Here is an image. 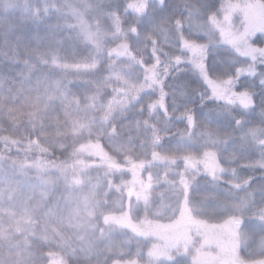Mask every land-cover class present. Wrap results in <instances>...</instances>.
I'll use <instances>...</instances> for the list:
<instances>
[{
  "label": "trees",
  "instance_id": "obj_1",
  "mask_svg": "<svg viewBox=\"0 0 264 264\" xmlns=\"http://www.w3.org/2000/svg\"><path fill=\"white\" fill-rule=\"evenodd\" d=\"M131 1L0 0V136L17 140L36 139L43 150H36L33 155L50 165H63L80 158L70 155L73 142L71 137L64 139L67 145L64 149H57L51 155L44 151L48 144L37 131L42 124L37 121L30 122L24 115L25 112L34 110L28 105H36L47 88L54 94L53 103L56 111L61 112V116V110L69 106V101H72L71 107H75L78 101L81 108L89 106L80 113L85 122L90 121L93 115H108L109 120L104 124L107 127L114 125L117 130L118 135L112 138L115 143L110 142V138L96 139L93 136L79 142L77 146L87 141H98L106 149L110 161L115 160L117 164H121L127 155L131 157V164H135L136 170L163 177L167 170L162 163L152 167L144 163L146 158L154 159L149 151V141L156 132L163 137L158 153L171 152L177 143V129L186 127L185 121L175 117L185 109H191L200 130L208 129L221 137L220 142L214 146V150L218 152L219 163L226 169H237L240 178L253 177L251 189L264 187V170L249 166L261 157L236 143V138L239 139L238 135L242 133V128H239L241 123L238 125V121L243 120L246 130L257 126L259 120L260 126L263 123L260 114L264 111V96L254 97L256 106L248 114L240 118L234 117L227 110L221 109L213 99H207L202 105L201 94L208 96L209 92L201 79L191 71L190 65L173 64L163 81L162 87L166 93L163 105L152 114L155 111L150 110L149 105L160 98L161 87H142L145 81L139 75L142 71L141 65L135 63L132 58L135 57L142 64L149 65L156 57L162 62H167L171 56H185L177 39L180 27L178 21L183 24V37L200 43L206 40L204 35L196 36L190 31L187 19L189 12L185 7L193 13L199 9L200 14L195 15L192 22L201 24L217 14L216 9L220 7L221 0H163L162 4L161 0L154 1L160 3L143 0L145 7L142 12L137 11V14L127 8ZM227 1L225 0V3ZM74 16H77L76 19ZM81 19L84 23L80 22ZM86 27H90L92 31L99 27L93 37L100 45L99 51L96 44L86 41L83 37ZM121 44L128 45L131 57L128 53L121 57L111 53V49ZM234 59L239 63H233ZM242 60L224 44L208 49L207 65L213 78L221 71L226 72L223 78H236L237 69L244 65ZM163 66L161 63L160 67ZM240 77L235 79V82H243L240 91L260 93L263 90L258 91L256 88L255 76H250L247 81H242L243 77L239 80ZM181 93L186 95L182 96ZM39 106L43 107V104ZM9 108L19 109L14 112L15 123L12 122V116L5 115ZM109 109L114 111L109 112ZM168 117L171 119H167ZM43 123L46 124L47 120ZM96 123L101 124V121ZM204 139L199 138L198 143L193 146V151H199V145ZM116 146L124 147L121 151H116ZM146 151L149 152L147 157ZM89 162L86 164L91 167L101 166L104 173V170L110 167V163ZM131 164L123 163L122 168L113 167L105 179L101 178L102 175L99 177L101 181L96 190L97 203L91 197L95 189H91L88 183H71L74 178L80 177L55 182L57 177L62 176L58 168L52 169L43 177L37 172L12 174L10 171V175H1L0 259L4 258L3 252L7 249L19 252L21 257L26 255L25 258L35 264H46V255L50 253L62 255L69 264H88L85 258L89 247L97 248L96 253L99 249L101 253L97 255L101 257L102 253L109 249L99 240L100 219L107 213L120 212L113 209L118 208L116 203L121 200V193L112 186L121 183L120 176L123 173H126V180L129 178ZM80 165L76 169H79ZM82 168L79 172H83ZM167 174L173 175L172 172ZM72 175L73 173H70L68 177ZM41 179L51 181L47 186L42 185L44 190L53 184L56 185L57 197L47 201L40 198L38 191ZM230 179L232 177L227 176L225 172L220 187L213 188L211 177L201 174L198 177L201 184L199 191L205 194L215 193L221 199L242 195L223 182ZM163 187L164 185L160 186ZM160 188L156 191L159 192ZM78 192L87 196L74 203L73 194ZM254 196L256 205L264 204V192L255 191ZM124 197V206L126 201L130 205L135 203L134 199L127 198L125 192ZM37 200L42 205L40 209L36 206ZM158 200L159 198L155 197L152 202L159 205ZM84 213L96 220L87 224L88 218H78ZM170 216L171 213L168 217L156 219H172ZM127 236L111 229H107L104 234L106 243L118 241L119 246L124 247ZM85 238L92 240L88 247L80 245ZM7 239H10L14 247L9 248ZM127 248L131 251L130 247ZM115 259H118L116 255L109 257L102 264H111Z\"/></svg>",
  "mask_w": 264,
  "mask_h": 264
},
{
  "label": "snow or ice",
  "instance_id": "obj_2",
  "mask_svg": "<svg viewBox=\"0 0 264 264\" xmlns=\"http://www.w3.org/2000/svg\"><path fill=\"white\" fill-rule=\"evenodd\" d=\"M163 0H161V4ZM230 4L221 0V5L216 9L215 23L210 21H203L201 24L193 23L195 15H199V9L195 13L191 9L185 7L189 12L188 27L190 31L196 35H204L205 42L200 43L196 40L185 38L182 36L183 24L180 23L178 28L177 39L181 44V51L187 52L186 56H171L167 62H162L158 57L154 62L149 65H144L140 60L132 57L135 63L141 65L142 71L140 77L143 78L145 84L142 87L152 89L153 86H160V98L149 105L150 109L154 108L156 104H161L164 100L166 93L163 91L164 78L169 74L173 64L179 65L186 63L190 65L191 71L197 74L201 80L208 86L209 95L204 96L202 93V105L207 99L223 100L226 107H232L241 103L240 96L232 91L235 79L245 72L250 76L260 75V83L264 84V74H259L256 71L257 64H264V47L251 44V38L255 37L256 31H260L261 37L264 38V27L259 29L245 28L241 31L234 24L230 23V17L227 15ZM142 12L143 8L137 9ZM220 16H224V21L220 20ZM81 23L84 21L81 19ZM219 25V27H217ZM227 25V34L221 35L218 38V33ZM99 31H92L90 27L83 30V35L86 41H91L96 44L97 50H100V45L93 39ZM117 31L119 29L117 28ZM135 31V29H133ZM222 44H226L231 51L235 52L237 56L242 57L247 61L246 65H242L237 69V77L229 78L227 80L213 78L210 74L207 57L208 49L216 48ZM125 51L128 45H122ZM113 53L117 51L116 48L111 49ZM119 55H124L123 52ZM131 57L132 54L129 52ZM233 63H239L233 60ZM161 63L164 64L163 68L160 67ZM243 69V70H241ZM186 95V93H181ZM248 99L243 103V107L248 109L254 106L250 94ZM72 101H69L71 104ZM109 112L111 110L109 109ZM261 115H264L262 111ZM176 119L183 120L186 127L177 129L176 138L177 143L173 150L166 154H159L160 142L163 137L156 132L152 134L149 141V151L154 159L146 158L144 163L146 166L152 167L156 164L162 163L167 170L163 177L152 176L149 174L147 182H143L136 196V206L143 203L147 215H156L150 211L152 200L155 197L159 198L161 206L165 207L167 213H171L170 218L175 219L176 216L182 211L188 213L194 219L192 223L197 225L195 237L190 235V228H186L184 234L169 242L168 248L174 250L178 256L187 257L186 264H224L223 256L225 254L224 242L228 241L231 245L232 261L230 264H264V204L256 205L255 191L264 192V187L251 189V182L253 177L240 178L238 170L226 169L219 163L218 152L214 150V146L220 142L221 137L208 129L200 130L196 123L195 114L191 109H185L176 115ZM167 119H171L168 117ZM109 120L108 115H101V124ZM147 123V122H145ZM239 125V121L237 122ZM80 128L85 127L84 124L79 125ZM110 142L115 143L112 138L118 135L115 126L108 127L107 129ZM200 137H204V141L199 145V151H193V146L198 143ZM251 137L253 141H258L261 147V159L254 161L252 167H260L264 170V127H251L247 129L242 138ZM124 146H116V151H121ZM43 150V149H42ZM78 149H76L72 157H77ZM149 152L146 151L147 157ZM14 164L18 163L13 161ZM110 167L106 170V174L110 173L115 168H122L123 163L131 164V157L125 155L124 161L117 164L115 160L109 162ZM82 164L79 159H73L72 163H65L63 165H55L60 171V174L67 179L70 173L77 172L75 165ZM37 168H42L39 162L35 165ZM131 171L133 180H124L122 178L120 184L113 185L116 191L121 193V200L119 201V210L123 212L124 207V192L131 194L135 186L138 174L136 172L135 164H131ZM229 172L232 179L223 181L228 183L232 189L242 193L240 196L234 198L221 199L215 193L205 194L199 191L201 186L198 177L203 174L212 179L211 187L219 188L222 181L223 174ZM167 172H172L173 175L169 176ZM51 181L41 179V184L47 186ZM164 185L163 188H160ZM160 188L159 192L156 191ZM251 189V190H249ZM228 191V190H225ZM199 196V200H197ZM264 199V196H262ZM127 215V213H124ZM245 216L248 217L251 224L245 223ZM212 224L214 227L211 230H206V225ZM135 228V225H129ZM215 245L219 249L217 257H211L210 253L205 251ZM259 257V259H257ZM53 264H57L56 261ZM131 264H135L132 261ZM169 264H175V257L169 260Z\"/></svg>",
  "mask_w": 264,
  "mask_h": 264
},
{
  "label": "rangeland",
  "instance_id": "obj_3",
  "mask_svg": "<svg viewBox=\"0 0 264 264\" xmlns=\"http://www.w3.org/2000/svg\"><path fill=\"white\" fill-rule=\"evenodd\" d=\"M154 1L156 0H150L151 3L161 2V1L160 2H154ZM226 3L231 5V7L228 8V12H227V15L230 17V23L234 24L241 31H244L246 27L249 29H259L261 27H264V0H228ZM143 7H145V5H143V0H132L127 6L128 10L135 12L134 14H137V9ZM217 15L219 14L217 13L215 16H211L209 21L215 23ZM77 16L80 15L77 14ZM77 16H74V18L76 19ZM220 20L223 22L224 16H220ZM217 27H219V25H217ZM226 34H227V25H225V27L218 33V36L220 37L221 35H226ZM251 44L252 45L259 44L258 46L264 47V38L261 37L260 31L257 30L255 37L251 38ZM114 48H116L117 51L115 53L111 51V53H113V55L116 57H121V55H119V53L121 52H123L124 55L128 53V49L127 51H125L124 48L122 47V44ZM180 48H181V44H180ZM182 53H184L185 56L188 55L187 52H182ZM17 57L23 58L22 56H17ZM238 57L243 59L240 56ZM242 61L244 62L243 63L244 65L247 64V61L245 59H243ZM256 71L259 74H264V64H257ZM225 74L226 72L221 71L219 73H216L214 78H219L224 80L229 79L230 77L223 78ZM239 76L243 77L242 81L250 80V75L247 74L246 72ZM241 77L239 78V80H241ZM201 81L208 91V86L204 83L203 80ZM254 81L256 88H258V91L263 89L260 93L251 92L249 90L248 92L247 91L242 92L240 90L243 82L234 83V87L232 91L240 96L241 103H238L229 108L225 106L223 100H216V99L213 100H215V102L219 104L221 109L227 110V112L233 114L234 117H238V118H240V116L243 117L246 114H248V112L252 108L256 106V102H254V97L264 96V84L260 83V75H256ZM246 94H250L251 99L254 102V106H250L248 109H245L243 107V103L246 102L248 99V95ZM162 105H163V101L161 104H156L154 108H151L150 110L155 111L152 114H155L157 112L156 110ZM260 116L263 119V123H261L260 126V122H259L260 120H259L258 124L256 125L259 127H264V115L260 114ZM239 123H241V126L239 128H242L241 129L242 133L238 135L239 139L236 138V143L240 144L242 147H247L248 149H250V151H252L254 155L256 154L260 158L261 147L258 141L254 142L251 137L242 138V134L246 131V129L243 120L241 122L239 121ZM257 126H253V127H257ZM7 144L8 146L6 147L5 141L0 140V157H3V159H0V176L10 175V171H11L12 174L37 172L40 177H43L47 173H50L52 169L55 170L57 168L54 165H50L48 162L41 161L39 158L33 155V152L36 150H39V152L42 151L41 145L38 143L36 139L27 140L26 138V139L17 140V139H10V137H8ZM76 149L79 150L77 153V156H80L79 160L83 161V163L80 165V168L77 169V172L73 173L71 177H67V179H65L64 176H61V177H57V179H55L54 181L58 182V180L60 179L65 181L73 177H80V178H74L73 181H71V183L80 184V185L84 184L85 182L88 183L91 189H95V192L92 193L91 197L97 203L96 199L98 195L96 190L98 189V183L101 181V178L105 179V176L108 175V173L107 174L104 173L101 166L91 167L90 165H87L88 164L87 162L100 161L101 163L102 162L109 163L111 159L106 149L98 141H87L81 143L76 147ZM13 161H17L18 163L14 164ZM36 162H39L41 165H43V167L37 168L35 166ZM70 163H72V161ZM78 165L79 164L75 165V167H77ZM81 168L83 172H79ZM92 169H96V170L94 171ZM136 172L138 174V178L136 180L133 191L131 192V194L125 192L127 198L134 199L135 203L134 204L132 203L133 205L132 204L130 205V203L126 201L125 206L123 207V212L120 211L117 213H107L103 215L100 219L101 234L99 236V240H102L104 245H106L107 249L109 250L104 251L100 257L97 255L101 253L99 249H98V253H96L97 248L89 247L86 252L87 256L85 258V262L88 264H102L105 260L109 259V257L116 255L118 259H115L111 264H131L132 261H135V264H169V260L172 259V257H175V264H186L188 258L184 256L176 255L174 250H170L168 248V245L170 241H173L181 237L184 234L186 228H190L191 231L189 232V234L195 237L197 225L192 223V220L194 218L191 217L188 213L182 211L176 216L175 219H167V220L156 219L157 217H168L170 213H167L165 207L161 206V204L155 205V202L151 203L150 211L152 213H155L156 215L154 216L147 215L144 205L136 206L135 198L137 196V193L139 192L140 187L142 186V183L147 182L149 174H146L144 171L142 172V170H136ZM98 173L101 174L98 175ZM125 174L126 173H123L122 176H120L121 180L122 178L126 180ZM129 174L130 176L127 180L131 181L133 180L132 171ZM101 175L102 177L99 178ZM226 175L231 176L230 173L227 171H226ZM49 179L51 180L52 178ZM56 189H57L56 185L53 184V186L51 185V187L44 190L42 184H40L38 195H41L42 192H47L48 195L44 199V201H47L56 196V192H55ZM86 196H87L86 194L82 196L81 192L75 193L73 194V201L74 203L75 202L78 203ZM39 200L36 201L37 202L36 206H38V202H40ZM116 207L119 208V202L116 203ZM125 212L127 213V215L124 214ZM133 214L136 216H133ZM84 215H86V213L79 215L78 218L80 217H83V219L88 218L86 220L87 224H91L96 220V218L94 217H89L87 215L86 216ZM78 218L76 219L78 220ZM245 223L251 224L253 223V221H250L248 217L245 216ZM129 225H135V228L130 227ZM205 227L206 230H211L214 227V225L207 224ZM107 229H111L115 232H120L121 234H124V236L128 235L126 237L127 239L125 238L126 240H124V244L126 247L119 246L120 242L118 241H110L106 243L104 234L107 231ZM91 241L92 240H90L89 238H85L83 239V242L79 244L88 247ZM127 247H130L131 251H129ZM224 249H225V254L223 256L224 264H230L233 257L231 254V245L228 241L224 242ZM205 251L209 252L211 257L215 258L217 257V253L219 252V249L216 248L215 245H212L210 249H206ZM106 252H108L107 255ZM25 256L26 255H23V257ZM46 258H47L46 264H53L54 261H56L57 264H69L68 261H66L64 257L58 253H50L46 255Z\"/></svg>",
  "mask_w": 264,
  "mask_h": 264
},
{
  "label": "clouds",
  "instance_id": "obj_4",
  "mask_svg": "<svg viewBox=\"0 0 264 264\" xmlns=\"http://www.w3.org/2000/svg\"><path fill=\"white\" fill-rule=\"evenodd\" d=\"M61 95H63V93H61ZM53 96L54 94L46 88L36 105H28V107H31L34 110L24 113L30 122L37 121L42 124V127L37 129V131L39 132L40 137L43 138L44 142L48 144V147L45 148L44 151L49 152L51 155L54 154L57 149H64L67 147L64 139L71 137L73 142L70 155L72 156L73 152L76 150L77 144L84 141L86 138H91L93 136L96 139H100L101 137L109 138L107 125L96 123V121L100 120V117L93 115L90 121L85 122L84 117L80 115L82 111H85V109L89 107L88 105L81 108L80 102L78 101L76 102L75 107H71V104H69V106L64 107L61 110V116V112H57L55 109ZM41 103L43 104V107L39 106ZM110 110L114 111V109ZM15 111H19V109L9 108L5 114L6 116H12L13 123L16 122L14 116ZM45 119L47 120L46 124L43 123ZM80 124H84L85 127L80 128ZM33 127L35 128V124H33ZM0 140H4L5 146H8L7 136H0ZM0 159H3V157H0ZM47 195V192H42L41 199H45ZM40 208H42V205L38 202V209ZM74 226L78 227L79 225ZM53 231L55 232L56 229H53ZM7 243L9 248L14 247V245L11 244L10 239H7ZM3 256L4 258L0 259V264H35L34 261H29L25 257H21L19 252H11L4 249ZM257 259H259V257H257Z\"/></svg>",
  "mask_w": 264,
  "mask_h": 264
}]
</instances>
